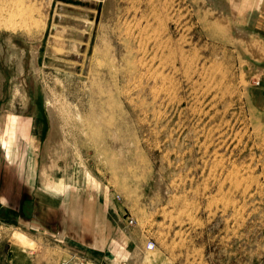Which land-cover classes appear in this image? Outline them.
Listing matches in <instances>:
<instances>
[{"label":"rangeland","instance_id":"rangeland-1","mask_svg":"<svg viewBox=\"0 0 264 264\" xmlns=\"http://www.w3.org/2000/svg\"><path fill=\"white\" fill-rule=\"evenodd\" d=\"M21 4L41 26L0 27V160L28 152L39 185L102 195L149 263L264 264V40L236 28L264 39L241 23L254 0Z\"/></svg>","mask_w":264,"mask_h":264},{"label":"crops","instance_id":"crops-1","mask_svg":"<svg viewBox=\"0 0 264 264\" xmlns=\"http://www.w3.org/2000/svg\"><path fill=\"white\" fill-rule=\"evenodd\" d=\"M257 1L254 0L253 8L245 9L244 22H239L245 25L250 13H254L255 26L263 22L264 5ZM215 9L221 11L223 17L215 15L214 18L223 21L227 17L225 11ZM236 28L250 34L254 40H264L258 33L254 35L251 30ZM244 69L247 70L248 66ZM250 70L254 68L250 67ZM255 71L260 78L255 79L249 88L250 104L264 114V67L255 66ZM1 152L2 149L0 157ZM22 155L24 159L6 154L4 160H0V245L5 247L4 255L8 262L57 264L74 247L78 252L103 258L112 264H159L143 259L144 244L127 237L133 233V228L123 225V222L126 224L124 218L123 221L120 218V224L116 220L119 218L116 211L110 214L104 208L102 195L88 196L85 191H72L70 186L61 192L45 188L36 183L38 172L36 162L31 159L32 154L30 159H27L28 152ZM18 233L25 235L24 242L16 240Z\"/></svg>","mask_w":264,"mask_h":264},{"label":"bare ground","instance_id":"bare-ground-1","mask_svg":"<svg viewBox=\"0 0 264 264\" xmlns=\"http://www.w3.org/2000/svg\"><path fill=\"white\" fill-rule=\"evenodd\" d=\"M22 0H4L3 3L1 4V8H0V27L4 28L5 30H16V29H24L26 32L30 33L32 31V29L34 28H38L39 26H41V24H39L37 18L34 19L35 15L34 12L37 11L36 7H30L32 5H28L27 7H24L21 4ZM56 1V0H55ZM40 2V1H39ZM32 3V2H31ZM29 4V3H28ZM35 4V3H34ZM39 5V4H38ZM37 5V6H38ZM63 5V4H62ZM46 6V5H45ZM44 6V7H45ZM43 8V6H42ZM50 8V7H49ZM41 9V8H40ZM62 9L59 7V10ZM39 10V8H38ZM48 10V9H47ZM45 11V10H44ZM65 11V10H64ZM42 12V11H41ZM47 12V11H46ZM68 12V11H66ZM57 13V12H56ZM70 13V11H69ZM37 14V13H35ZM44 14V12H43ZM33 15V16H32ZM42 15V14H41ZM60 15V14H59ZM63 15V13H62ZM60 15V16H62ZM15 16H18V18H20V20H13ZM38 16V15H37ZM43 16V15H42ZM46 16V15H45ZM58 16V15H57ZM34 17V18H33ZM4 18V19H3ZM40 18V16H39ZM65 18V16H64ZM63 18V19H64ZM3 20V21H2ZM41 20V19H40ZM46 21V20H45ZM44 22V21H43ZM43 25H45L43 23ZM45 27V26H44ZM56 27L58 28L59 26L56 25ZM41 28V27H40ZM23 32V31H22ZM61 32V31H60ZM56 34V33H54ZM53 34V35H54ZM61 34V33H60ZM41 35V34H40ZM237 35L241 38H243L245 41L248 40V37L246 35H243L241 32H237ZM42 36V35H41ZM55 36V35H54ZM62 36V35H61ZM52 39L53 36L51 37ZM59 39V38H58ZM64 41V39H63ZM64 48V47H63ZM254 53L255 55H259L260 56V51L258 50V48L254 47ZM256 51V52H255ZM33 62L34 59H33ZM35 66V65H34ZM37 68V67H35ZM21 69V68H20ZM49 97V96H48ZM50 99V98H49ZM54 102V101H53ZM51 103V102H50ZM52 105V104H51ZM50 106V105H49ZM51 111V110H50ZM52 112V111H51ZM54 118V117H53ZM52 118V119H53ZM53 125V124H52ZM3 132V130H2ZM1 144L3 147L7 146V142L5 138H2ZM8 152V149H7ZM116 198H118V195L116 194V196H114ZM129 216V215H128ZM149 243V242H148ZM147 243V244H148ZM147 246V245H146ZM147 248V247H146ZM154 246L152 248H148V250L153 249ZM152 256V255H151Z\"/></svg>","mask_w":264,"mask_h":264},{"label":"built area","instance_id":"built-area-1","mask_svg":"<svg viewBox=\"0 0 264 264\" xmlns=\"http://www.w3.org/2000/svg\"><path fill=\"white\" fill-rule=\"evenodd\" d=\"M124 219H126V225L131 226L134 224V219L131 216H124ZM153 246L154 243L149 242L146 247L148 249V248H152ZM58 264H112V263L103 258L102 259L93 258L76 250H73L69 252L67 256L62 258L58 262ZM119 264H126V263L122 262Z\"/></svg>","mask_w":264,"mask_h":264}]
</instances>
